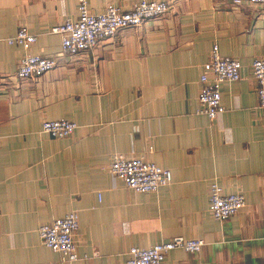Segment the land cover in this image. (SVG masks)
<instances>
[{
  "label": "crops",
  "instance_id": "obj_1",
  "mask_svg": "<svg viewBox=\"0 0 264 264\" xmlns=\"http://www.w3.org/2000/svg\"><path fill=\"white\" fill-rule=\"evenodd\" d=\"M139 0H87L92 13ZM141 28L118 31L92 50L60 55L51 29L78 17L77 0H0V264H60L39 226L78 214L72 264H125L131 248L173 238L200 240L163 264H264V109L251 64L264 60V8L232 0H170ZM24 26L29 52L56 57L37 79L15 77ZM216 45L237 59L242 80L221 86L225 111L196 115L202 66ZM76 125L66 139L41 133L46 121ZM114 154L143 158L171 174L139 194L108 172ZM238 193L235 217L211 216L209 189ZM99 195V198H98Z\"/></svg>",
  "mask_w": 264,
  "mask_h": 264
},
{
  "label": "built area",
  "instance_id": "obj_2",
  "mask_svg": "<svg viewBox=\"0 0 264 264\" xmlns=\"http://www.w3.org/2000/svg\"><path fill=\"white\" fill-rule=\"evenodd\" d=\"M243 2L264 8V0H232L235 6ZM76 20H65L51 29L52 34L60 38V55L69 57L92 50L106 39L112 38L118 31L127 28H141L149 20L159 18L171 10L170 0H139L131 9L122 10L111 4L102 12L92 13L87 0H77ZM26 27L21 26L15 36L8 38L10 46L21 47L24 54L18 60L15 77L19 80L37 79L51 72L57 65L56 57L34 55L29 52L36 42ZM241 64L237 59L222 57L214 45L208 60L202 66L197 95L196 115L214 120L225 109L221 104V86L228 82L242 80ZM251 76L256 83L257 106L264 109V60L256 59L251 64ZM76 125L68 120L46 121L41 125V133L54 139L70 137ZM108 172L124 186L136 193H155L171 182V174L143 158H125L114 154L108 166ZM99 198V195H98ZM244 207L241 194H223L222 189L212 183L209 189L208 210L216 221L235 217ZM78 230V214L70 212L48 224L39 226L37 235L43 246L59 257L60 264H72L78 260L75 235ZM200 240L173 238L169 242L152 245L148 248H131L125 264H163L169 251L182 249L186 253H198L202 247Z\"/></svg>",
  "mask_w": 264,
  "mask_h": 264
}]
</instances>
